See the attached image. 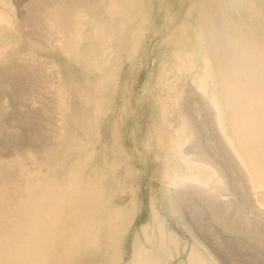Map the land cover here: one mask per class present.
<instances>
[{"label": "bare ground", "instance_id": "6f19581e", "mask_svg": "<svg viewBox=\"0 0 264 264\" xmlns=\"http://www.w3.org/2000/svg\"><path fill=\"white\" fill-rule=\"evenodd\" d=\"M29 1L41 2L37 12L44 16L43 26L54 45L32 46L25 56L10 53L11 46L21 43L11 32L28 25L29 19L21 15V0H0V73L15 61L28 71L47 67L56 94L59 145L55 155L50 153L51 164L38 171L32 168L35 164H27L31 171L15 170L16 164L10 169L0 157V264H77L80 254L94 249L100 255L106 252L108 263H115L121 240L137 215L131 184L135 178L140 192L137 167L131 161H109L110 156L104 160L102 148L81 156L91 148L79 143L72 150L71 142L91 138L96 146L108 132L114 133L110 141L118 137L124 146L119 124L106 119L113 100L107 101L108 108L101 95L125 84L121 67L144 41L153 0ZM178 1L179 14L173 17L168 9L166 22L171 26V65L157 86L165 97L157 93L161 98L147 112L146 134L139 135V126L131 132L145 149L142 162L158 165L154 176L168 218L151 202L156 239L145 234L148 246L135 241L130 264H167L183 255L184 264H264V0H231L224 11L232 19L215 40L214 20L202 23V17L192 15L188 21L185 0ZM187 78L190 87L179 88ZM186 94L203 99L212 112L206 145L214 152H207L199 136L197 126L204 120L181 110ZM138 101L142 105L149 98L142 95ZM123 106L127 119L128 101ZM173 106H182L175 118ZM197 144L196 151L187 148ZM121 156L127 160L124 151ZM121 196H129L128 202L113 204V198Z\"/></svg>", "mask_w": 264, "mask_h": 264}, {"label": "rangeland", "instance_id": "374dc122", "mask_svg": "<svg viewBox=\"0 0 264 264\" xmlns=\"http://www.w3.org/2000/svg\"><path fill=\"white\" fill-rule=\"evenodd\" d=\"M171 1H172V3H171ZM230 1L231 0H185V2H184L185 17H187L188 21H191L193 19V16L196 17L198 15L199 17H202V23H203V21H205L206 18L213 19L214 20V27H215V34H213V35L214 36L217 35V36H215V38H213V40H215L216 38H218V36H221L222 31L224 32L228 28V22L232 19V18H230L231 15L229 13L227 15H225L226 12L224 11V9L227 7V5L229 4ZM169 2L172 5L171 4L169 5ZM179 3H180V1H178V0H168V2H166V0H153L152 1V6H151V8H149L151 10V15H149V17L146 18L147 23L144 26V28H145L144 41H143V43H141L138 46L139 49H137V53L135 54V56L130 58L129 62H126L125 63L126 65L123 64L121 67L122 71H123V76L126 74L127 80H126L125 84L121 87L122 89L121 88H118L116 90L111 89V90H108L109 91L108 93H106V95H108V96L112 94L113 97L115 98V100L117 99L116 101L118 103L116 101H114V98L112 96L108 97L105 95H101L102 96L101 99L102 98L105 99L104 103L106 104V106L108 107V105L110 104V108L108 107L109 108L108 114L110 117L107 116L106 119L108 118L107 120H109L112 125L116 124L117 127L119 124V127H120L119 130H120L122 135L124 134L125 142L123 143L124 146H122V145L121 146L125 150H122L121 148H119L121 146H120L119 142L117 141L118 137H117V140L113 141L111 139V141H110V138H111L110 136H113L114 133H110V135L107 136L108 132L105 134L103 139H101V140L98 139V141H96V146H95V142H93L91 140V138L87 139V140L85 139L86 141L85 140H74L73 142H71L72 146L70 144V146L73 149L69 146L70 149L77 150L78 148L75 146V144L78 146V144L80 143L79 147H81L82 145L85 147V145H87L89 148H91V150L89 149V151H92V152H89V151L87 153L82 152V153H80L81 156H83V154L84 155H86L88 153L91 154L93 152L98 151V148H99V150L102 148V150H104V154H103L104 160L109 159V161H111V160L112 161H119V162L121 161L120 163H122V165L123 164L125 165L126 161H128L127 163H129V161H131L132 166L137 167V173L139 176V179H138L139 190H140V192H139L138 186H137V180H135V178H134L132 180L131 184H132V187H134L133 190H134V194H135V200L138 204L137 215L135 216V220L132 222L128 231L125 233L124 238H122V240H121V248H119V252H118L119 256H118L117 261H115V263H108L109 261L107 258L108 257L107 253L103 251L102 255H100V254L96 253V251L94 249L92 252L84 253V255L79 253L80 257H78L77 259L80 263L77 262V264H130L132 262L131 256H133V252H134L132 247L134 246L135 241H139L141 244L147 245L149 243V241L148 242L146 241V235L149 238H151L153 241L156 239L157 231L154 232V228H153L155 225H154V217H153L154 214H152V211H151L152 210L151 202L153 203V205L156 206V209L158 210V212H160V214L162 216H165L168 218L166 210L163 209L162 206L160 205L161 199H160V197H158V195L160 193V181L158 180L157 177L154 176L155 172L157 171L158 165L156 163L150 162V161H149L150 163L148 162L147 164H144L142 162V159H143V156L145 153L144 152L145 149L134 142V138L131 136V132L133 131V129H135L136 127L138 128V126H139L138 129H139V132L141 134H139V132H138V134L139 135H145L146 134L145 130H146L147 112H149L150 110L153 109V105H154V103H156L157 100H159L161 97H163V95L165 97V93L163 94L161 92V88L159 89L157 86H158V83L160 82V80H158L160 78V76L161 75L163 76V73L168 72V68L171 65V58H172V55H171L172 52L171 51L173 50V48H172L173 46L171 43V35H170L171 34V31H170L171 28L170 27L171 26L169 24H167L166 22H167V16H168V9H169L171 14H174L173 17L174 16L176 17V15L179 14V11H180ZM35 4L36 5H34V3L33 4L30 3L29 0H21L20 9L22 8V11H23V13L21 15L23 17H28L29 21L26 20V21H28V25L19 27L18 32L17 31H14V33H13V31L11 32L12 34H14V37L17 36V38H16L17 41L19 40V42L21 41V43L18 42L19 44L16 43V45L11 46V48H9V52L11 50L10 53H13V54L17 53L18 56H25V54H30V52L33 51L32 50L33 47H35L37 45H40L42 47L43 44H45V45L46 44H49V45L53 44L52 41L50 40V37L46 34L47 33L46 28H44V26H43L44 16L37 12L38 9L41 7V6H39V4H41V2H38V4L37 3H35ZM30 14H31V16H30ZM200 14H202V16H200ZM170 16H172V15H170ZM40 17H42V18H40ZM38 20H40V21H38ZM35 26H36V29H34ZM38 28H39V30H38V32H36V30ZM19 31H21V32H19ZM16 32L19 34H17ZM169 32H170V34H169ZM15 33L17 35H15ZM21 33L23 36L21 35ZM19 35H21V39H19L20 38ZM169 39H170V41H169ZM12 47H13V49H12ZM16 48H18V49H16ZM44 57L48 60L51 59L49 57V55L44 56ZM134 58H135V60H134ZM133 60H134V62H133ZM42 63L43 62L41 61V64ZM13 64H14V67L10 66L2 74L0 73V107L3 106L2 110L0 108V149H1L0 150V157L2 158V160L4 159V161H5L6 165H8V167H9V165H11V166L14 165L12 167L10 166L9 167L10 169H14L15 164H16L17 167H15V170L20 169V168H24L25 171H28L27 170V168H28L29 171H31L33 167H35V168L39 167L37 169L33 168V170L38 171L39 169L41 170V168L42 169L46 168L48 165L51 164L50 161L52 159L49 158L50 153H51V155H55V153H57L56 151H57V148L59 145V139H58L59 126H58L57 108H56V94L53 92V86H52V82L50 81V77L48 76L47 67L45 68V66H43V65H38L37 67H35L33 69H29V71H30L29 72L28 69L25 68V66L23 65L24 63L21 65L18 61H15ZM128 64H129V66H128ZM49 66L50 67L54 66V64H50ZM17 67H19V68H17ZM28 67H31V66L28 65ZM124 68H125V70H124ZM159 69H160V71H159ZM162 70H163V72H162ZM120 71H119V73H120ZM8 73H9V75H8ZM156 75L158 78L156 77ZM28 76H29V78H28ZM186 80L182 82L183 86L181 84L179 88H181V87L189 88L190 87L189 79L187 80L189 82H187ZM126 84H127V86H126ZM155 85L158 88V91H157V88L155 87ZM6 89H8V90H6ZM84 90L92 93V91H90L88 88H84ZM121 91H123V93ZM115 92H116V94H115ZM154 92H156V93H154ZM91 93L89 94L90 97L92 96ZM157 93L159 94V96H161L160 98L157 95ZM93 94H94V96H97L95 93H93ZM121 94L122 95L124 94V95L121 97ZM149 94H150V96H149ZM142 95H147L149 98V101L146 103H142V105H140L138 98H140ZM152 95L155 97H153ZM4 98L6 99V101ZM198 98L199 97H194V96H191L190 94H186V95L182 96L181 105L183 107L181 106L182 107L181 110L186 115L192 116L193 118H197V120L198 119L204 120L198 124L197 128H198L199 133H200L199 136L202 138V145L204 144L203 146H206V150H207V152H209V151H212L213 149L211 148L212 146L210 147L209 145H206L207 144L206 142L208 140L207 132L209 130V126L207 124H209V122H210L209 119L212 118V116L210 114L212 112H210V108L205 103V101L201 98L200 99H198ZM109 100H111V101L113 100V101L109 103V102H107ZM2 101H5V102H2ZM127 101L129 103L130 108H129V111L127 113L128 114L127 119L126 118L124 119L123 118V114H124L123 113L124 112V106L123 105H125V103H127ZM121 102H123V103H121ZM1 104H2V106H1ZM111 104H113V105H111ZM83 107L84 106H82V111L85 112L83 110L84 109ZM174 107L175 106H173V108ZM198 107H200V108H198ZM180 108H179V110H180ZM117 109H118V111H117ZM3 110L4 111L6 110V111L3 113L2 112ZM111 110H112V113H111ZM119 110H121V111H119ZM179 110L177 108H174L173 118H175L177 116V114L182 113L181 110L180 111ZM200 111L202 113H204V115L199 116ZM179 112H181V113H179ZM192 112H193V114H192ZM114 113L116 114V116L117 115L118 116L116 117ZM121 114H122V116H121ZM174 114H176V115H174ZM140 116H141V118H140ZM138 120H139V122H138ZM201 132L204 134L202 135ZM106 138L107 139L109 138L108 141ZM9 140H10V142H9ZM86 142L93 143L94 144L93 147H95V148L91 147L92 145L91 144L89 145ZM118 144H119V147L118 146L116 147V145H118ZM110 145H113V146H111L110 149H107L108 146H110ZM202 145H201V147L205 150V147H203ZM75 147L77 149H74ZM139 147H141V148L139 149ZM194 147H195V149H194ZM199 147L200 146H198V144H197L196 146L187 147V148L189 150H191L193 148L194 151H196L197 149H199ZM210 149H212V150H210ZM138 150H140V151H138ZM47 151H49L48 152L49 155L46 157ZM106 151H107V153H106ZM123 151L126 154V156H128L127 160L123 156H121L123 154ZM119 152H121V153H119ZM212 152H214V151H212ZM30 154H31L32 158L30 157ZM130 154H131V156H130ZM194 154H198V153L195 152ZM25 155H28L31 159ZM108 156H110V157L107 159ZM111 156H113V157H111ZM116 156H118V157H116ZM11 157H12V159H11ZM5 158H6V160H5ZM139 158H140V160H139ZM9 159H11L9 161L10 164L7 162V160H9ZM13 159H17V160L19 159V160L15 162V160H13ZM25 159L27 160V162ZM44 159L48 160V161L46 163H44ZM24 163H26V165ZM48 163H50V164H48ZM27 164L29 165V167L34 165V164H35V166H32V168H29L27 166ZM45 165H46V167H45ZM151 171L153 173H151ZM113 200H114L113 204L118 205L120 203L128 202L129 196H127V197L121 196V198L120 197L115 198V199L113 198ZM142 201H143V203H142ZM143 225H144V227H143ZM150 229L152 230V232ZM142 232H143V234H142ZM179 234H181V236L184 240L186 239V236L183 232L180 231ZM151 236H153V237H151ZM216 236H217L216 237L217 239L219 238L218 242L220 244L222 243V245H224V241H222L223 239H221V237H218L219 235H216ZM137 239H139V240H137ZM151 239H150V241H151ZM144 242H146V243H144ZM105 249L108 252L109 249H107V248H105ZM181 249L182 248H180L179 250L182 251ZM170 251L176 252L177 250L171 249ZM185 258H186L185 255H183L177 259L175 258L173 261L168 262V263L169 264H184ZM245 264H248V263H245Z\"/></svg>", "mask_w": 264, "mask_h": 264}]
</instances>
